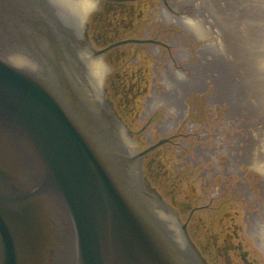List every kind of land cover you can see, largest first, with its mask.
<instances>
[{
  "label": "water",
  "instance_id": "95a60500",
  "mask_svg": "<svg viewBox=\"0 0 264 264\" xmlns=\"http://www.w3.org/2000/svg\"><path fill=\"white\" fill-rule=\"evenodd\" d=\"M93 6L92 0H0V264H191L138 203L114 127L97 112L103 69L93 67L79 42L83 13ZM202 9L198 19H177L216 54L221 102H202L199 112H207L214 135L224 111L238 115L236 128H222L248 139V164L261 175L264 0H202ZM209 91L216 96L212 81ZM186 155L180 160L177 153V164ZM251 202L264 226V203ZM258 233L264 248V227Z\"/></svg>",
  "mask_w": 264,
  "mask_h": 264
},
{
  "label": "flooded vegetation",
  "instance_id": "af4514ba",
  "mask_svg": "<svg viewBox=\"0 0 264 264\" xmlns=\"http://www.w3.org/2000/svg\"><path fill=\"white\" fill-rule=\"evenodd\" d=\"M92 1L95 6L83 21L81 43L103 69L97 89L99 111L114 127L116 144L130 164L138 203L191 264H264L258 233L264 226L251 210V201L258 206L264 203V173L258 183L262 199L252 189L250 179L259 176L250 173L254 167L248 164V139L225 132L221 125L233 130L238 115L224 111L225 118L216 123L218 115L212 114L214 135L207 112H199L202 102H221L216 54L177 20L200 18L202 0ZM166 12L171 20L165 19ZM144 49L154 53L156 68L149 66L148 59H139ZM167 54L169 67L158 72ZM162 79L168 87L163 92ZM211 81L216 96L209 91ZM156 100L160 102L153 107ZM141 113L143 124L138 127ZM154 132L161 135L154 138ZM209 135H214L213 148ZM167 146L179 153L180 160L187 153L176 171L170 166ZM188 162L194 165L190 173ZM244 164L250 168L248 176Z\"/></svg>",
  "mask_w": 264,
  "mask_h": 264
},
{
  "label": "rangeland",
  "instance_id": "374dc122",
  "mask_svg": "<svg viewBox=\"0 0 264 264\" xmlns=\"http://www.w3.org/2000/svg\"><path fill=\"white\" fill-rule=\"evenodd\" d=\"M146 57V58H145ZM152 57H155V55H154V53L152 52V51H148V50H146V49H144L143 51H141V53L139 54V59L142 61V62H144L146 59H148L149 60V66H152L153 65V67L154 68H156L155 67V60L153 61L152 60ZM156 74V73H155ZM155 74H153L152 73V76H153V78L155 77ZM141 117H142V113L140 114V120H139V122H138V124H137V126L138 127H141L142 126V124H143V121L141 120ZM161 134L160 133H155L154 132V134H153V137L155 138V137H158V136H160ZM142 139L143 140H145L144 139V134L142 135ZM164 149H166V147H164ZM167 149H168V151H170L171 152V154H172V162H171V168L172 169H174V171H176V169H175V166H176V164H177V152L175 151V149L173 148V147H170V146H167ZM222 155H220V157H221ZM223 158H221V160H222ZM223 161V160H222ZM210 167H211V165H209ZM243 170H246L247 169V165L246 164H244V166H243V168H242ZM251 171H250V173L251 174H253V176H254V169H250ZM181 169L179 170V173H181ZM185 171H186V169H185ZM198 171V170H197ZM191 172V170H188L187 171V173H190ZM247 173H246V175L248 176L249 175V172L248 171H246ZM255 176H259L258 177V179L256 180V181H260V176L261 175H255ZM250 179V178H249ZM251 180V182H252V189H253V192H254V194L255 195H259L260 194V190H259V187L255 184V182H254V180L253 179H250Z\"/></svg>",
  "mask_w": 264,
  "mask_h": 264
},
{
  "label": "bare ground",
  "instance_id": "6f19581e",
  "mask_svg": "<svg viewBox=\"0 0 264 264\" xmlns=\"http://www.w3.org/2000/svg\"><path fill=\"white\" fill-rule=\"evenodd\" d=\"M157 50V49H156Z\"/></svg>",
  "mask_w": 264,
  "mask_h": 264
}]
</instances>
